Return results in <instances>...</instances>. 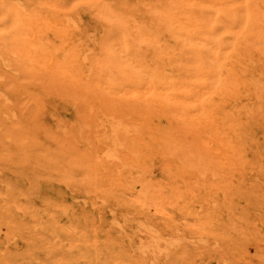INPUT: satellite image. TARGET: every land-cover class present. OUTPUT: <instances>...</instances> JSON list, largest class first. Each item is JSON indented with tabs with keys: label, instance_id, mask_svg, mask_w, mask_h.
<instances>
[{
	"label": "rangeland",
	"instance_id": "obj_1",
	"mask_svg": "<svg viewBox=\"0 0 264 264\" xmlns=\"http://www.w3.org/2000/svg\"><path fill=\"white\" fill-rule=\"evenodd\" d=\"M0 264H264V0H0Z\"/></svg>",
	"mask_w": 264,
	"mask_h": 264
},
{
	"label": "bare ground",
	"instance_id": "obj_2",
	"mask_svg": "<svg viewBox=\"0 0 264 264\" xmlns=\"http://www.w3.org/2000/svg\"><path fill=\"white\" fill-rule=\"evenodd\" d=\"M29 44H30V43H29ZM33 48H34V47H33ZM225 152H226V151H225ZM144 170H145V169H144ZM142 171H143V170H141V172H142ZM142 174H143V172H142ZM136 177H138V176H136ZM142 177H143V176H142ZM138 178H139V180H140L141 177H138ZM133 179H135V178L133 177ZM142 180L144 181L145 179L143 178ZM136 181H138L137 178H136ZM140 181H141V180H140ZM131 182H132V181H131ZM131 182H129V183H131ZM144 182H145V181H144ZM136 183H138V182H136ZM136 183H135V184H136ZM138 185H139V184H138ZM141 186H142V183H141ZM141 186H139V187H141ZM147 191H148V190H147ZM151 193H152V191H151ZM151 193H150V194H151ZM138 194H139V193H138ZM142 195H143V194H142ZM142 195L139 194V196H142ZM151 195H152V194H151ZM143 196H147V195H143ZM143 198H144V197H141V198L139 197V198H138V196H137V197H135V200L137 199V200L139 201V200H143ZM145 199H146V198H145ZM147 199H148V200H147ZM147 199H146L147 201L150 200L151 202H153L149 197H148ZM146 200H145V202H144L145 204L147 203ZM135 202H136V201H135ZM140 202H141V201H140ZM137 203H138V202H137ZM144 203H141V205L144 204ZM145 204H144V205H145ZM148 204H153V203H150V202H149ZM153 205H154V204H153ZM153 205H152V206H153ZM145 207H146V206H145ZM147 207H148V206H147ZM153 207H154V206H153ZM148 208H149V207H148ZM148 208L146 209V211L149 210ZM155 211H156V210H155ZM158 211H159V210H158Z\"/></svg>",
	"mask_w": 264,
	"mask_h": 264
}]
</instances>
